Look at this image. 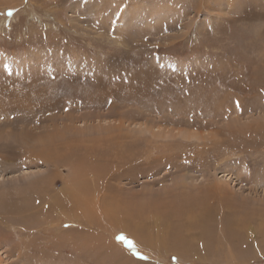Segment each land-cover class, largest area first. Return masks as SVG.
<instances>
[{"label": "rangeland", "instance_id": "rangeland-1", "mask_svg": "<svg viewBox=\"0 0 264 264\" xmlns=\"http://www.w3.org/2000/svg\"><path fill=\"white\" fill-rule=\"evenodd\" d=\"M140 205L193 251L105 214ZM72 218L125 264H264V0H0V264H110Z\"/></svg>", "mask_w": 264, "mask_h": 264}, {"label": "bare ground", "instance_id": "bare-ground-1", "mask_svg": "<svg viewBox=\"0 0 264 264\" xmlns=\"http://www.w3.org/2000/svg\"><path fill=\"white\" fill-rule=\"evenodd\" d=\"M24 120V119H23ZM11 122V121H10ZM143 154V153H142ZM146 155V154H145ZM153 156V158H154V160H156V159H160L161 160V158H162V160L164 159V160H174V159H169V158H171L170 157V155H155V154H153L152 155ZM151 155H149V154H147V156H145L146 157V159L145 160H147V162L149 163V159L152 157ZM160 156H161V158H160ZM135 158V157H134ZM133 158V159H134ZM141 158V157H140ZM143 158V157H142ZM130 160H132V159H130ZM143 160V159H142ZM144 160V161H145ZM133 161V160H132ZM130 162V161H129ZM146 162V161H145ZM163 162V161H162ZM138 163H140V162H138ZM138 163H137V165H138ZM154 163V162H153ZM166 163H169L168 161L166 162ZM173 164V163H172ZM175 165H177L179 168H182V166H181V163H179V165H178V163L176 164V163H174ZM170 165V164H169ZM169 165H167L166 167H169L170 168V166ZM153 166H156V164L155 165H153ZM186 166V165H185ZM194 165L191 163V164H189V165H187L186 167H193ZM157 167V166H156ZM156 169V168H155ZM149 170V169H148ZM147 170V171H148ZM153 170V169H152ZM150 171V170H149ZM120 173V172H119ZM118 174V173H117ZM112 175H114V174H112ZM115 176H117V175H115ZM225 176V175H224ZM113 177V176H112ZM115 178V177H114ZM103 179V178H102ZM101 179V180H102ZM36 182V181H35ZM75 184V183H74ZM74 184H72L71 186H69V187H66V191H67V194H68V189L69 190H71L70 189V187H73L74 186ZM220 183L219 182H216V183H214V185H207V186H205V189L208 191V190H212V191H216V193H217V191L220 189V185H219ZM94 185V184H93ZM87 186H88V184H87ZM90 186V185H89ZM105 188V187H104ZM109 188V187H108ZM89 189V188H88ZM107 189V188H106ZM103 190H105V189H103ZM86 192V194H87V196H88V200H89V204H90V195L88 194L89 193V191L87 190V191H85ZM218 193L220 194V191H218ZM97 194H98V192H97ZM210 195V194H209ZM68 196H69V194H68ZM71 197H74V196H71ZM98 197H101V198H105L104 200H106V203H107V199H108V195L106 196V194H105V192L103 191V192H100L99 193V195H98ZM96 197H94V199H95ZM62 199V198H61ZM93 199V200H94ZM128 199V198H127ZM131 199V198H130ZM196 199V198H195ZM195 199H193V200H195ZM201 200H203L202 198H200ZM92 200V201H93ZM98 200H99V198H96L95 199V202L98 204ZM157 199H155V201H156ZM101 201V200H100ZM127 202V201H126ZM134 202V201H133ZM138 202V201H137ZM101 203H103V202H101ZM111 203V202H110ZM110 203H109V205H110ZM139 203V202H138ZM147 202H145V204H146ZM149 203V202H148ZM196 204H197V202H195ZM140 204H142V202L140 203ZM144 204V202H143V205H145ZM158 204V203H157ZM92 205V204H91ZM96 205V204H95ZM132 205V204H131ZM134 205V204H133ZM137 205H139V204H137ZM149 205V204H148ZM165 205V204H164ZM198 205V204H197ZM54 206H57V207H59L61 210H65V209H69V207H67L68 205L67 204H65V205H62V207H60L61 206V203L59 202V200H58V198L56 199V201H55V205ZM105 206V205H104ZM107 206V205H106ZM114 206V205H113ZM135 206H136V204H135ZM146 206V205H145ZM144 206V207H145ZM162 206V205H161ZM144 207H142L141 205L139 206V207H133L134 209L132 210V209H130L131 211H133V214H132V216L134 217V218H136V220L134 221V219H132L131 220V218H130V221L129 222H122L121 220H119V219H116L117 217L116 216H114V214H111V212H110V209L108 208L107 210H106V212H105V214H106V216L108 217V218H110L111 216L113 217V220L112 221H114V227H119V229H120V231L121 230H123V231H126V232H128L129 233V231L130 230H132V231H134L137 235H138V237H139V241L142 243V245H145V247L147 246V248L148 249H146L145 247H144V252L145 253H147V254H149V253H151L150 251H153V249H152V245H157V243H159V242H161L162 244H163V246H166V244H167V242H171V245H170V250H174V251H177L178 252V249H182L181 251H186V253H189V252H192L193 251V249H191V248H189V246H187V244H186V240L184 239V238H181L176 232H177V230L175 229V230H171V228H170V224H169V217L168 216H164V221L163 222H157L156 221V218L158 217L157 216V214H158V211H157V208L156 207H154L153 209H149L148 210V213H147V215L148 216H146V213H143V211L145 210L146 211V209H144ZM158 207V206H157ZM72 208V207H71ZM100 208V207H99ZM148 208V207H147ZM102 209V208H101ZM189 208H187V210H188ZM56 210V209H55ZM71 210V209H70ZM70 210H69V213H70ZM127 211V210H126ZM129 211V210H128ZM67 212V211H66ZM91 212V211H90ZM205 212V213H204ZM204 212H201V215H203V220L202 221H204V220H206L207 219V216L208 215H210L207 211H204ZM176 213V212H175ZM189 214H193L194 215V213H193V209H192V211L189 213ZM208 214V215H207ZM64 215V214H63ZM66 215V214H65ZM173 215H175V214H173ZM119 216V215H118ZM130 216V215H129ZM146 216V218H153L154 220L153 221H149L148 220V223H150V225L151 226H153V227H155V231L153 232V230L152 231H149L148 230V228H147V223L145 222V220L144 221H141L140 219H144V217ZM177 216V215H176ZM70 217V216H69ZM211 217V216H210ZM201 218V219H202ZM73 220H65V221H62L61 222V224H65V223H68V226L69 225H73L72 226V230H73V233H75L74 234V236L75 237H77V239L76 240H73V239H71V238H69V239H64V242H62V244L64 243V245H65V242L67 243V245H69L72 249H73V251H76V254L77 255H79V257H83V259H84V257H85V259L86 258H89L88 257V255H89V253L90 252H92V251H94V252H96L97 251V253H102V254H105L107 257H108V259H109V261H110V264H125V262H127V260L125 259L124 260V256H123V254L122 253H120V251H119V249L121 248L120 246H118L114 241H109L110 240V238H109V240H108V238H105L104 236H102L103 234H101V235H98V236H94V238L92 239L93 241L91 242V243H88V238L90 239V237H83L82 236V234H83V231H81L82 229H84L83 228V221L81 220H79V218L78 219H76L75 221H74V218H72ZM124 221V220H123ZM192 221H194V220H192ZM199 221V220H198ZM196 222V221H195ZM200 222V221H199ZM198 222V224L200 225V223ZM192 223V222H191ZM190 223V224H191ZM197 223V222H196ZM189 224V226H192V225H195V224H191L190 225ZM86 225V224H85ZM149 225V226H150ZM71 226H69V227H71ZM151 226H150V228H151ZM143 227L144 228H147V230L146 231H143ZM149 228V229H150ZM190 228H192V227H190ZM71 229H68V230H71ZM151 230V229H150ZM84 231H86V230H84ZM103 231V230H102ZM131 231V232H132ZM82 233V234H81ZM86 234V233H85ZM96 234V233H95ZM131 234V233H130ZM135 234V235H136ZM88 235V234H87ZM135 235H133V238H134V236ZM131 236H132V234H131ZM137 237V236H136ZM92 238V237H91ZM136 240V239H135ZM141 245V246H142ZM62 246V245H61ZM87 246V247H86ZM169 246V245H168ZM154 247V246H153ZM178 249H177V248ZM70 248V249H71ZM149 249H152V250H149ZM93 253V252H92ZM180 255H181V253L180 252H178ZM196 253V252H195ZM184 254V253H183ZM149 256V255H148ZM152 256V255H151ZM194 256V255H193ZM196 256H198V255H196ZM98 257V256H97ZM100 257V256H99ZM148 258V257H147ZM123 259V260H122ZM88 259H86V261H87ZM90 260V259H89ZM97 260V259H96ZM136 260V259H135ZM103 261V260H102ZM143 261V260H142ZM84 262V261H83ZM90 264H94V260L92 259V260H90V262H89ZM102 264H109L108 263V261L104 258V261L102 262Z\"/></svg>", "mask_w": 264, "mask_h": 264}, {"label": "snow or ice", "instance_id": "snow-or-ice-1", "mask_svg": "<svg viewBox=\"0 0 264 264\" xmlns=\"http://www.w3.org/2000/svg\"><path fill=\"white\" fill-rule=\"evenodd\" d=\"M9 15H11V13H9ZM120 239H124V237H120ZM127 243H129V246H131V242L130 241H126Z\"/></svg>", "mask_w": 264, "mask_h": 264}]
</instances>
